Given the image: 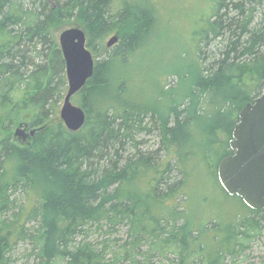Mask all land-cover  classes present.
<instances>
[{"label":"trees","instance_id":"obj_1","mask_svg":"<svg viewBox=\"0 0 264 264\" xmlns=\"http://www.w3.org/2000/svg\"><path fill=\"white\" fill-rule=\"evenodd\" d=\"M128 4L0 0V118L35 110L29 126L41 125L25 144L10 135L0 141V264H13L22 241L36 257L23 264H233L264 230V208L237 195L230 223L197 222L185 206L199 163L231 196L218 167L234 153L241 110L264 91V0H214L194 29L190 70L181 75L176 64L169 74L184 97L169 87L164 104L127 92L129 55L155 24L149 7ZM74 25L99 54L73 97L86 112L75 132L53 118L68 89L55 33ZM110 34L120 37L115 48L106 45ZM221 128L230 139L217 136ZM17 192L26 195L21 202ZM94 230L102 239H91Z\"/></svg>","mask_w":264,"mask_h":264},{"label":"rangeland","instance_id":"obj_2","mask_svg":"<svg viewBox=\"0 0 264 264\" xmlns=\"http://www.w3.org/2000/svg\"><path fill=\"white\" fill-rule=\"evenodd\" d=\"M119 1L122 4L125 0ZM126 1L130 3V5L128 4L129 7H140L145 10H149V7L155 21V24L151 27L149 38L129 55L126 64L127 69L122 74L125 78L127 92L137 97L150 96L158 98L156 101L164 104L170 95L168 89L173 86L178 100H181L184 93L182 94V90L178 89L180 79L176 76L169 77V74L176 64L178 65L174 68V71L177 70L181 75H185L190 70L188 64L191 63L190 59L194 57L193 51H191L194 44V40H192L194 29H200L206 17L210 14L214 0ZM67 27L70 26H64L56 31V37L58 38L61 31ZM112 36L113 34H110L106 42ZM118 43L111 46V48H115ZM180 53L186 56L182 57L179 55ZM97 57H99V54ZM189 79L190 77L181 79V82L186 85ZM163 90L167 92H163ZM35 116V110H28L20 118L15 119L11 116L4 119L0 118V141L10 135L20 143H27L26 138L31 139L30 131L41 127V125L25 126V123L29 125ZM53 118L54 120L61 119L60 111ZM19 131H22V133L19 134ZM216 134L220 139H230L225 129H218ZM198 165L200 167H195L190 171L187 186L188 196L185 204L188 211L192 213L197 222L202 220L206 222L211 217L223 223L235 221L240 211L239 206L241 204H239V200L236 199L235 195L228 196L222 187L217 184L215 177L206 172L202 164L199 163ZM192 166H196V164ZM23 194V192H17L15 197L20 200L21 196L22 198L26 196ZM25 203L24 200V207ZM33 223L35 222L29 225L31 226ZM101 236H103V232L94 230L91 239H102ZM32 251L30 241H22L13 251V264H23L29 257H32L31 261L35 260L36 257L35 254L32 255ZM154 264H172V262L155 259ZM233 264H264V230L254 235L249 242V247L234 260Z\"/></svg>","mask_w":264,"mask_h":264},{"label":"water","instance_id":"obj_3","mask_svg":"<svg viewBox=\"0 0 264 264\" xmlns=\"http://www.w3.org/2000/svg\"><path fill=\"white\" fill-rule=\"evenodd\" d=\"M59 44L66 63L68 89L60 108V118L70 131L80 130L86 112L73 97L87 84L95 71V56L87 45V34L80 26L61 31ZM113 35L107 46L118 43ZM230 145L234 153L224 157L218 167L219 180L230 195L241 197L255 210L264 208V91L240 112ZM36 129L30 131L33 136ZM20 134V132H19Z\"/></svg>","mask_w":264,"mask_h":264},{"label":"flooded vegetation","instance_id":"obj_4","mask_svg":"<svg viewBox=\"0 0 264 264\" xmlns=\"http://www.w3.org/2000/svg\"><path fill=\"white\" fill-rule=\"evenodd\" d=\"M25 126H29L28 124L25 123ZM20 132V131H19ZM22 133V131L20 132V134ZM26 137V135H24ZM32 137V135H30ZM26 141H28V139L26 138Z\"/></svg>","mask_w":264,"mask_h":264}]
</instances>
